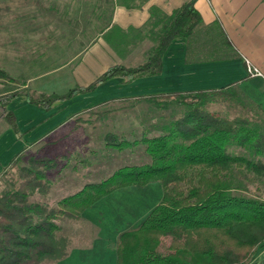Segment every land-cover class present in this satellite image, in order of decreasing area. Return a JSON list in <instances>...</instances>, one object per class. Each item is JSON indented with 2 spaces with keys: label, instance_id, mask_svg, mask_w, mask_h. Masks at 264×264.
Wrapping results in <instances>:
<instances>
[{
  "label": "trees",
  "instance_id": "trees-1",
  "mask_svg": "<svg viewBox=\"0 0 264 264\" xmlns=\"http://www.w3.org/2000/svg\"><path fill=\"white\" fill-rule=\"evenodd\" d=\"M146 1H91V13L96 18L93 41L102 36L118 54L125 55L129 46L148 38L152 46L143 62L114 64L92 83L77 85L63 94L13 90L0 96V118L16 128L15 114L7 104L18 95L49 108L79 93L94 91L113 77L131 82L160 74L164 53L178 37L191 42L201 34L210 58L232 56V42L218 22L204 24L197 0H185L172 13L152 6L150 18L138 28L124 29L113 23L116 5L134 8ZM0 77L12 80L2 68ZM143 97L161 109L173 104L185 110L167 117L161 114L163 122L154 123V130L146 128L134 140L108 131L104 141L108 149L121 151L143 144L152 158L149 163L121 166L106 178L86 183L62 198L56 207L31 198L50 192L49 175L57 171V159L32 156L19 168L18 178L0 191V264L58 263L69 255L72 241L59 233L57 218L79 219L87 208L114 190L129 185L144 187L152 181L162 184L163 198L138 227L120 234L117 264L250 263L256 248L264 245V198L250 194L239 177L244 172L264 176V126L259 120L242 115L225 117L207 107L229 99L248 106L249 99L232 85ZM233 147L244 152L239 154ZM165 236L182 241L175 253L159 250ZM256 264H264V256Z\"/></svg>",
  "mask_w": 264,
  "mask_h": 264
},
{
  "label": "crops",
  "instance_id": "crops-1",
  "mask_svg": "<svg viewBox=\"0 0 264 264\" xmlns=\"http://www.w3.org/2000/svg\"><path fill=\"white\" fill-rule=\"evenodd\" d=\"M184 1L147 0L142 6L134 8L116 5L113 23L124 29L138 28L150 18L152 6L172 13ZM196 7L205 25L218 22L223 28L232 42L231 57L210 58L208 45L201 34L191 42L186 37H178L164 53L163 70L160 74L141 76L131 82L113 77L101 83L94 91L79 93L68 100L56 102L49 108L31 103L25 95L15 96L10 99L7 108L15 114L16 128L5 118H0V156L5 155L4 160H0V170L10 166L14 159L32 146L51 136L57 137V132L79 114L108 103L143 96L218 89L232 85L247 96L250 101L248 106L255 108L264 118V0H197ZM151 46L152 41L144 38L129 46L125 55H120L99 36L82 49L79 58L75 56L62 65L31 76H27L21 68L17 76L24 79L16 84L18 87L15 89L9 87L13 81L0 77V96L24 88L38 93L63 94L77 85L92 83L114 64H126L125 60L130 53L139 52L141 57L127 65L143 62ZM248 62L263 75L251 76ZM74 64L75 67L69 68ZM2 68L10 72L6 66ZM66 68L72 69V73L69 71L71 77L63 74L60 81L54 82L53 75ZM10 75L13 77L12 73ZM44 79L49 80L43 81ZM100 121L98 118L93 120L94 123ZM127 121L132 124L131 133L140 132V127L134 130L136 123H139L138 117L131 116ZM56 153L63 154L62 150ZM110 174L112 173L107 176ZM163 195L162 184L152 181L144 187H121L102 197L82 213L81 220L87 228L84 233H80L83 243L73 245L69 255L56 264H117L120 234L138 227L161 202Z\"/></svg>",
  "mask_w": 264,
  "mask_h": 264
},
{
  "label": "rangeland",
  "instance_id": "rangeland-1",
  "mask_svg": "<svg viewBox=\"0 0 264 264\" xmlns=\"http://www.w3.org/2000/svg\"><path fill=\"white\" fill-rule=\"evenodd\" d=\"M91 1L97 0H0V68L6 66L10 72L5 70L13 74V80L7 78L13 81V84L9 85L10 89L17 88L16 84H20L24 79L17 76L21 68L27 76H31L62 65L75 56L79 58L82 49L89 45L95 36L93 28L96 18L91 13ZM128 55L125 65L136 62L141 57L139 52ZM72 67H75V64L69 68ZM69 71L72 69L66 68L53 75L54 82L60 81L63 74L70 78ZM46 80L49 79L43 81ZM207 107L218 115L229 118L237 115L247 116L259 120L264 126V118L260 112L253 107L243 106L237 100L213 102ZM184 110L185 107L179 108L173 104L167 109H161L140 97L108 103L94 108L91 112L81 113L57 132V137L51 136L32 146L13 164L1 169L0 191L8 187L13 179L18 178L19 168L27 165L30 157L50 155L59 163L57 171L49 175L51 190L48 194L37 193L31 199L56 207L62 198L77 192L87 181L102 180L124 165L145 164L151 161L152 158L145 152L143 144L122 151L108 149L104 141L106 132L115 131L134 140L141 137L146 128L154 130V123L163 122L161 114L167 117L171 113L181 114ZM98 115L101 117H97ZM131 116L139 118V123H136L134 128L137 130V127H140L139 133L130 132L132 124L127 118ZM96 118L101 121L94 123ZM233 149L239 154L244 152L243 149ZM58 150H62L63 154H57ZM4 157L5 155L0 156V160L3 161ZM244 174L245 172L240 174L239 179L248 192L264 198V176L251 172ZM56 222L61 227L59 233L70 236L71 246L83 243L80 233H84L87 228L81 218L59 217ZM181 244L182 241L165 236L159 250L165 254H173ZM263 256L264 245L258 246L249 264H256Z\"/></svg>",
  "mask_w": 264,
  "mask_h": 264
},
{
  "label": "built area",
  "instance_id": "built-area-1",
  "mask_svg": "<svg viewBox=\"0 0 264 264\" xmlns=\"http://www.w3.org/2000/svg\"><path fill=\"white\" fill-rule=\"evenodd\" d=\"M248 72L251 76H261L263 75L262 72L255 66H253L252 64H250V62H248Z\"/></svg>",
  "mask_w": 264,
  "mask_h": 264
}]
</instances>
